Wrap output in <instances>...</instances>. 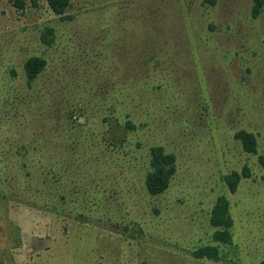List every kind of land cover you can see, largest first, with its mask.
Wrapping results in <instances>:
<instances>
[{"label":"rangeland","instance_id":"rangeland-1","mask_svg":"<svg viewBox=\"0 0 264 264\" xmlns=\"http://www.w3.org/2000/svg\"><path fill=\"white\" fill-rule=\"evenodd\" d=\"M20 1L0 0V264L18 242L23 264H261L264 11L254 19L252 0H71L63 18L47 0ZM32 57L46 68L30 83ZM125 111L138 130L105 122ZM240 131L256 135L257 155ZM157 146L177 173L154 197ZM245 167L252 176L232 193L225 177ZM222 196L228 244L213 241ZM205 246L219 260L196 259Z\"/></svg>","mask_w":264,"mask_h":264},{"label":"trees","instance_id":"trees-1","mask_svg":"<svg viewBox=\"0 0 264 264\" xmlns=\"http://www.w3.org/2000/svg\"><path fill=\"white\" fill-rule=\"evenodd\" d=\"M16 3L23 6L22 1L15 0ZM50 9L58 16L65 18L67 11L71 6V0H47ZM205 7L214 8L219 0H202ZM252 16L258 19L264 11V0H252ZM28 81L34 82L46 68V61L40 57H32L25 63ZM114 121L117 128L124 132H134L139 129L135 124L131 114L125 113L120 117L111 115L105 119L108 125ZM113 125V123H112ZM237 140L241 141L246 152L258 154V140L255 134L247 131H240L236 134ZM259 161L264 167V155L259 156ZM177 173L176 156L172 153H166L163 147H153L150 151V168L146 174L145 184L151 196H159L167 192L170 188L173 178ZM252 176L251 170L245 167L242 172H233L225 177V181L232 193H235L244 179ZM211 224L216 229L213 234V241L217 244H228L232 240L231 229L233 220L230 217V202L227 197L222 196L218 199L211 214ZM196 259L219 260L218 246H205L193 253ZM264 264V261L261 262Z\"/></svg>","mask_w":264,"mask_h":264},{"label":"crops","instance_id":"crops-1","mask_svg":"<svg viewBox=\"0 0 264 264\" xmlns=\"http://www.w3.org/2000/svg\"><path fill=\"white\" fill-rule=\"evenodd\" d=\"M7 228H9V226L6 225ZM12 243V241H11ZM16 247L13 246V249H10L12 251V254L10 255V258L8 260H4L3 263H10L11 261L14 260V263L13 264H23V260L26 259L28 253H29V250L26 248V244L22 245V244H18L15 245ZM1 247V246H0ZM12 248V247H11ZM11 251H9L11 253ZM25 251V254L23 253ZM22 253L24 254V256L22 255ZM24 258V259H23Z\"/></svg>","mask_w":264,"mask_h":264}]
</instances>
